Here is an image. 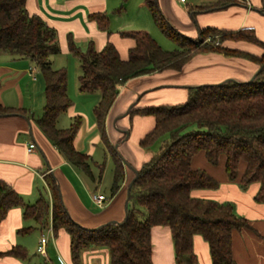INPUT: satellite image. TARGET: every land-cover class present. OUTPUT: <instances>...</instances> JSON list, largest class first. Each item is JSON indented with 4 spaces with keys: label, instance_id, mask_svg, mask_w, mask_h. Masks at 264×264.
<instances>
[{
    "label": "trees",
    "instance_id": "1",
    "mask_svg": "<svg viewBox=\"0 0 264 264\" xmlns=\"http://www.w3.org/2000/svg\"><path fill=\"white\" fill-rule=\"evenodd\" d=\"M231 0H220L214 7ZM158 28L178 44L175 50L163 49L146 30H126L121 34L135 41L126 60L108 42L102 50L90 43L86 50L69 40V50L80 63L79 91L99 92L93 109L97 128L106 145V118L115 102L119 87L130 79L165 69L181 70L196 52H221L229 57L253 61L258 69L264 64V41L253 29L224 30L208 27L200 37L188 38L174 29L163 15L158 0H145ZM91 18L102 29L108 26L105 14L94 13ZM56 31L38 14L26 7V0H0V52H8L32 60L45 80L46 104L37 125L63 156L92 180L101 181L104 166L98 165L93 174L91 156L76 149L75 137L82 124L75 117L66 128H58V117L73 104L68 93L65 68H54L52 56L61 52ZM210 37V41H206ZM224 40H242L258 45L260 56L225 47ZM258 71V70H257ZM23 114L0 103V116ZM129 114L152 115L155 126L140 140L143 149L159 146V151L138 169L131 190L128 215L120 222L100 228L82 226L69 215L60 197L55 179L49 187L51 200L41 194L34 203H26L6 181L0 179V222L9 209L20 207L25 219L39 226L49 225L54 234L64 228L70 235L74 264H80L81 253L91 247L106 248L110 264H153L151 229L156 225L171 230L176 264H195L193 249L195 235L208 243L213 264H236L233 258V233L249 228L247 218L235 212L233 203L193 197L194 189L217 188L220 182L203 169L192 166V158L204 152L207 160L217 165L224 158L230 180L246 188L259 183L255 199L264 203V67L253 80H224L220 83L188 87L187 100L180 104H160L133 109ZM164 142V145L160 142ZM161 142V143H162ZM114 160L110 187L111 196L125 179L124 162L109 149ZM25 227L21 230H29ZM20 230V231H21ZM2 254L25 258L26 251L17 245Z\"/></svg>",
    "mask_w": 264,
    "mask_h": 264
},
{
    "label": "crops",
    "instance_id": "2",
    "mask_svg": "<svg viewBox=\"0 0 264 264\" xmlns=\"http://www.w3.org/2000/svg\"><path fill=\"white\" fill-rule=\"evenodd\" d=\"M137 1V6H134V0H26L28 11L40 15L55 29L61 52L52 56V65L54 68H65L68 74V93L73 104L58 117L56 125L58 128H66L75 117L80 116L82 124L74 140L76 149L91 156L99 174V163L94 157L102 144L106 158L111 160L112 177L114 160L109 149L115 150L117 155L137 170L152 156L145 153L139 143L155 126V117L129 114L130 112L126 114L130 107L133 110L156 103L185 102L189 85L212 84L228 79L244 81L258 70V65L253 61L210 51L194 53L181 70L165 69L130 79L119 87L118 96L107 115V146L93 113L100 93L79 91L80 63L69 50V40L72 39L83 51L90 43L96 50H102L111 42L121 59L126 60L135 41L123 36L122 31L146 30L156 40L151 20L157 28L158 26L145 5V0ZM218 1L220 0H158V3L171 26L193 39L200 37L201 29L215 27L224 30L253 29L257 37L264 41V0H231L214 7ZM144 8L150 13L151 19L148 20ZM94 13L108 17L106 29H102L91 18ZM121 14L128 15L132 20L116 26L114 32L111 30L112 19L114 16L121 17ZM222 45L258 56L262 54L258 45L247 41L224 40ZM6 53L0 52V56L7 55ZM17 58L0 57V103L23 110L31 117L23 114L0 116V179L9 183L30 204L41 194H46L51 200L49 183L51 179H55L69 215L82 226L97 228L110 221H123L127 189L135 173L124 164L125 179L118 192L114 196H107L108 200L103 205L95 203L92 196L103 194L99 188L100 183H97L100 181L93 180L95 188H92L80 170L67 161L34 120L42 115L46 104L43 74L33 61L29 63L27 59H22L24 57ZM119 129L127 130L128 137ZM31 143L35 144V148L28 151ZM116 144L118 148L114 149ZM224 162V158H221L217 165H213L204 152L197 153L192 158V166L207 171L220 185L217 188L194 189L191 195L233 203L239 215L247 218L250 223L249 228L233 233V258L236 264H264V203L255 199L259 183L241 187L236 180L228 178ZM93 174L97 178L98 174L94 170ZM24 220L28 219L23 217L22 209L13 207L0 222V264H41L30 259V256L36 258L39 254L37 246L42 235H46L49 240L46 255L39 254L44 260L43 264H60L57 263L58 259L66 264H74L70 235L64 228L54 234L50 230V217L49 225L40 226V235L32 239L29 234L34 232L35 226L30 225L29 230H21L27 227ZM151 242L153 264H176L173 237L168 226H153ZM17 245L26 251L25 258L2 254ZM193 249L197 256L195 264H213L209 245L202 236H194ZM53 253L57 255L56 259L51 256ZM82 254L83 264H110L106 248L91 247Z\"/></svg>",
    "mask_w": 264,
    "mask_h": 264
},
{
    "label": "rangeland",
    "instance_id": "3",
    "mask_svg": "<svg viewBox=\"0 0 264 264\" xmlns=\"http://www.w3.org/2000/svg\"><path fill=\"white\" fill-rule=\"evenodd\" d=\"M133 4H134V6H137V4H138V1L136 0H134V2H133ZM145 9V11H146V13H147V15H148V20L149 19H151V17H150V13L149 12H147V10H146V8H144ZM122 16L121 17H116V16H114V18L112 19V25H111V30L112 31H116V28L119 26V24H121V23H123V22H130V20H132V18H130V17H128V15H124V14H121ZM127 16V17H126ZM124 23V24H125ZM151 25L153 26V34H154V36H155V38H156V41H157V43L163 48V49H165V50H175V49H177L178 48V44L176 43V42H174L173 40H171L170 38H168V37H166L155 25H154V23L152 22V20H151ZM117 26V27H116ZM186 36V35H185ZM188 38H192L193 39V37H189V36H187ZM196 38H198V36H196ZM206 41H210V37L209 38H207L206 39ZM7 55H4V56H0V57H3L4 59H6V58H10V56L11 57H15V58H17V56L16 55H13V54H11V53H6ZM18 59V58H17ZM22 59H27V61L29 62V63H32L31 61L32 60H30L29 58H22ZM218 83H220V82H218ZM211 84V83H210ZM201 85H203V84H201ZM189 86H192V85H189ZM96 93H98V92H96ZM180 103H183V102H180ZM180 103H178V104H180ZM156 105H160V103H156ZM162 142V141H161ZM160 142V144H162V145H164V142H162L161 143ZM100 147V148H99ZM98 147V150H97V153H96V157H94V160H96L98 163H99V165H103L104 166V171H103V176H102V179H101V181L100 182H97L98 184H99V188L101 189V192L103 193V194H105L106 196H108V197H110V194H111V192H110V187H111V183H112V164H111V160H110V158L109 159H107L106 158V156H107V154L105 155L104 154V146H102V144H100V146ZM114 149H115V146H114ZM115 151V150H114ZM143 151L145 152V153H147V154H151V155H153V154H155V153H157L158 151H159V146H155V147H153V148H150V149H143ZM108 162V164H106ZM92 168H93V170L95 171V173L96 174H98V168L95 166V164H93V166H92ZM80 173H81V175L85 178V180H88L89 181V183H90V185H91V187L92 188H95V184H94V182H93V180L88 176V175H86L84 172H82L81 170H80ZM42 190H43V185H41V187H40ZM27 202H29V201H27ZM26 202V203H27ZM235 212L237 213V214H239L238 212H237V210L235 209ZM25 222V226H30V225H33V226H35V230H33L34 232H31L30 234H29V237L30 238H32V239H35V238H37V236H39L40 235V226L39 225H37L35 222H34V220H32V219H28V220H24ZM46 234V233H45ZM50 247V249H51V245L49 246ZM82 253H83V251H82ZM81 253V261H80V264H83V261H82V254ZM51 255V254H50ZM52 256V258H57V255H55L54 253H53V255H51ZM59 258V257H58ZM30 259H33V261H35V262H41V264H43L44 263V260H43V258L38 254L37 256H36V258L34 257V256H30ZM59 261V262H58ZM34 262V263H35ZM57 263H60L61 264V259H58L57 260Z\"/></svg>",
    "mask_w": 264,
    "mask_h": 264
},
{
    "label": "built area",
    "instance_id": "4",
    "mask_svg": "<svg viewBox=\"0 0 264 264\" xmlns=\"http://www.w3.org/2000/svg\"><path fill=\"white\" fill-rule=\"evenodd\" d=\"M181 2H185V0H180ZM35 148V144L31 143L29 145L28 151H32ZM93 200L95 203L98 205H103L107 200V196L104 194H94L92 196ZM52 230V227L50 228ZM48 237L46 235H42L41 238L39 239V243L37 246V252L41 255H46L47 253V244H48ZM61 264H66L62 259H61Z\"/></svg>",
    "mask_w": 264,
    "mask_h": 264
},
{
    "label": "water",
    "instance_id": "5",
    "mask_svg": "<svg viewBox=\"0 0 264 264\" xmlns=\"http://www.w3.org/2000/svg\"><path fill=\"white\" fill-rule=\"evenodd\" d=\"M262 12H264V11H262ZM263 67H264V64H262L261 65V67L258 69V71L251 77V80H253L254 78H255V76H256V74L258 73V72H260L262 69H263ZM232 80H235V79H232ZM130 110H131V107L128 109V112L126 113V114H128L129 112H130ZM125 114V115H126ZM25 118L27 119V117L25 116ZM28 120V119H27ZM120 130V129H119ZM121 132H123V133H125L126 134V137H128V135H129V132L127 131V130H120ZM118 148V144H116L115 145V149H117ZM123 162H124V164L129 168V169H131L134 173H135V177L133 178V180L130 182V184H129V186H128V189H127V200H126V203H125V218L127 217V215H128V204H129V200H130V190H131V186H132V184H133V182H134V180H135V178L137 177V175H138V170L137 169H135V168H133L127 161H125V160H123ZM116 222H118V221H110V222H107V223H105V224H111V223H116ZM104 225V224H103ZM103 225H100V226H98L97 228H100L101 226H103Z\"/></svg>",
    "mask_w": 264,
    "mask_h": 264
}]
</instances>
